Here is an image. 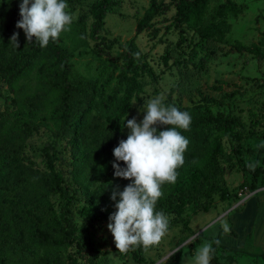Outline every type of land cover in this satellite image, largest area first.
<instances>
[{
    "label": "rangeland",
    "instance_id": "rangeland-1",
    "mask_svg": "<svg viewBox=\"0 0 264 264\" xmlns=\"http://www.w3.org/2000/svg\"><path fill=\"white\" fill-rule=\"evenodd\" d=\"M0 1L19 10L21 0ZM100 1L103 0H66L67 11L74 19L70 30L59 40L69 50L73 79L93 82L98 92L105 91V95L114 91L125 71L124 52L136 45L139 57L153 73L139 72L142 89L131 99L127 119L142 120L144 102L157 94L166 97V104L175 101L187 107L191 115L206 109L198 107V103H202L204 96H212L216 103L209 108L211 115L216 117L222 112L237 116L242 122L237 130L245 126L249 131L264 133V60L235 47L236 42L250 45L264 39V0H235L245 7L242 13L229 16L231 30L224 41L200 40L199 35L177 21L172 0H156L169 8L148 20L151 28H146L143 19L153 0H113L96 33L91 8ZM224 1L211 0L207 20ZM81 15H86L85 41L79 44L75 30ZM139 25H143L140 33ZM190 78H194L193 84L181 88ZM21 87L17 89L19 97L26 94ZM16 96L0 80V116L17 108ZM96 113L91 107L90 114ZM124 130L128 134L126 126ZM209 139H221L225 148L221 157L222 190L214 194L208 209L196 212L192 203H186L178 214L181 221L168 230L158 246L145 252V261L138 262L134 251L125 255L117 252L107 224L94 225L82 213L90 194L83 182L84 169L73 163V151L65 139L61 119L45 108L40 109L34 116V128L20 161L41 171L48 170L52 162L66 184L85 187L80 188V199L69 206L61 193L49 196L57 214L67 215L75 227L76 241L64 248L61 264H186L202 243L214 239L219 241L222 256L235 257L232 264H264V173L253 180L254 170L264 168V147H257L264 139L245 135L236 140L225 129L215 126L209 131ZM244 182L246 186L241 187ZM37 255L35 250L8 252L12 264H37Z\"/></svg>",
    "mask_w": 264,
    "mask_h": 264
},
{
    "label": "trees",
    "instance_id": "trees-1",
    "mask_svg": "<svg viewBox=\"0 0 264 264\" xmlns=\"http://www.w3.org/2000/svg\"><path fill=\"white\" fill-rule=\"evenodd\" d=\"M210 2L172 0L177 8V21L199 35L200 40L224 41L231 30L229 16L242 13L245 5L226 0L217 5L213 17L207 20ZM113 3V0H103L93 4L91 13L96 20V33ZM168 8V5H159L153 0L144 15L146 28H151L148 20L152 16ZM19 19L18 9L0 1V80L17 93L14 101L17 108L0 116V264H12L8 252L22 250H35L38 253L37 264H61L64 248L76 241L75 227L67 215L57 214L49 196L59 192L66 198L67 205L73 204L80 199V188L84 190L85 187L72 188L66 184L62 173L52 162L48 170L41 171L20 161L25 142L34 128V116L45 108L61 119L65 139L73 151V163L83 167V182L90 189L82 213L94 225L108 224L109 216L115 211V201L110 199L112 191L117 186L122 191L130 182L114 177L113 149L120 140L127 139L124 120L130 112L131 99L142 89L139 72L152 74L153 70L137 55L136 45H131L124 52L125 71L120 75L119 87L115 86V90L106 95L105 91L99 93L93 82L71 77L69 50L60 40L50 41L45 48L28 44L23 30L16 28ZM85 20L86 15H81L77 22L75 32L81 41L79 44L85 41ZM142 26H138V33ZM17 32L21 36L18 48L11 41ZM235 47L264 60V39L250 45L236 42ZM193 82L194 78H190L180 87H190ZM19 86L26 92L21 97L17 91ZM202 100L198 107L206 109L195 115L180 103H168L191 116L190 129L182 131L190 141L184 153L185 163L177 170L176 182L162 186L163 195L156 205L157 210L170 217L169 230L181 221L178 214L186 203H192L196 212L208 209L214 194L223 188L221 157L225 148L221 139H209L211 128L225 129L236 140L245 135L264 139V133L249 131L245 126L237 130V125L242 124L237 116L222 112L216 117L211 115L209 108L216 103L214 97L204 96ZM91 107L96 109L95 115L90 114ZM120 166L124 167L123 162ZM260 172L264 173V168L260 167L257 172L254 170L253 180ZM244 186L245 182L241 184ZM210 241L214 248L211 264L234 262L232 254L222 256L219 253L217 240ZM134 257L138 262L146 259L142 249H136Z\"/></svg>",
    "mask_w": 264,
    "mask_h": 264
},
{
    "label": "clouds",
    "instance_id": "clouds-1",
    "mask_svg": "<svg viewBox=\"0 0 264 264\" xmlns=\"http://www.w3.org/2000/svg\"><path fill=\"white\" fill-rule=\"evenodd\" d=\"M68 7L66 0H21L16 28L23 30L28 44L45 48L70 30L74 18ZM18 37V32L11 37L16 48ZM165 101L163 94H157L144 102L139 122L136 117L126 116L127 139L120 140L113 149L114 177L130 181L122 191L117 186L110 196L115 211L108 218L107 228L121 255L136 249L149 251L169 230L170 217L156 205L163 195L162 186L174 184L177 170L185 163L190 141L182 131L190 129L191 116ZM257 147H264V142ZM213 253V242L205 241L186 264H211Z\"/></svg>",
    "mask_w": 264,
    "mask_h": 264
}]
</instances>
